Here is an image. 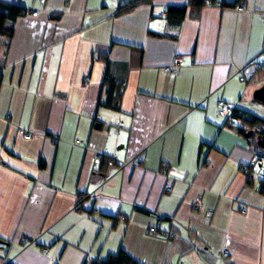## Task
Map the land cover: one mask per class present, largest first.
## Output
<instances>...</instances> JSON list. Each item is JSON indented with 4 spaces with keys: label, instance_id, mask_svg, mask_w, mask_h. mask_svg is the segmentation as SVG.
Listing matches in <instances>:
<instances>
[{
    "label": "crops",
    "instance_id": "obj_1",
    "mask_svg": "<svg viewBox=\"0 0 264 264\" xmlns=\"http://www.w3.org/2000/svg\"><path fill=\"white\" fill-rule=\"evenodd\" d=\"M0 1L24 12L0 36V264L120 250L137 264H264V159L216 114L222 101L264 118L249 105L262 86L243 77L252 63L264 76V0H213L197 17L187 0L120 14V0ZM169 7L187 9L177 26Z\"/></svg>",
    "mask_w": 264,
    "mask_h": 264
},
{
    "label": "trees",
    "instance_id": "obj_2",
    "mask_svg": "<svg viewBox=\"0 0 264 264\" xmlns=\"http://www.w3.org/2000/svg\"><path fill=\"white\" fill-rule=\"evenodd\" d=\"M151 1L152 0H126V4L122 5L120 0L118 13L120 14L130 11L137 5L149 3ZM205 1L206 0H187L188 6L190 8L189 9L190 16L197 17L200 9L204 6ZM208 1L210 3L214 2L213 0H208ZM224 6H230V5L225 4ZM186 13H187L186 7H169L166 10L165 18L169 24L177 26L182 22ZM22 15H24V12L19 6L7 4L0 1V36L5 37L6 39H10L13 34L14 23L16 19L18 17H21ZM3 67H4V62L1 59L0 77L3 71ZM104 84H107V90H106L107 99L105 105L113 108L115 107V104L117 103L119 98V93L117 90L118 87H116L114 83L111 81L105 80ZM232 119L238 122V125L242 127L240 128L239 126H237V131L240 134H243L244 136H247V134H249L248 140L251 143V146L264 159V142L261 141V145L257 146L255 144V137H254L258 131H261L264 128V118H259L254 115L242 113L234 109ZM90 264H137V262L134 261L125 252L120 250L116 254L108 255L102 261H92Z\"/></svg>",
    "mask_w": 264,
    "mask_h": 264
},
{
    "label": "built area",
    "instance_id": "obj_3",
    "mask_svg": "<svg viewBox=\"0 0 264 264\" xmlns=\"http://www.w3.org/2000/svg\"><path fill=\"white\" fill-rule=\"evenodd\" d=\"M46 0H38V2L40 4H44ZM121 4L122 5H125L126 4V0H121ZM211 3L206 0L205 1V5H210ZM31 15L34 17V16H37V11H32L31 12ZM176 65V64H175ZM175 65L174 66H171V67H167V68H164V73L166 74H172L174 72V68H175ZM256 68V64L255 63H252L250 64V66H248L247 69L244 70L243 72V77L244 79H248L249 76L254 72ZM246 73H250L247 76H245ZM234 106L232 105H229V104H226L222 101H219L217 104H216V114L220 117V118H223L227 121H229L230 124L234 125L235 121L232 119V115H233V112H234ZM26 139L29 138V136H25ZM78 143V142H76ZM98 160H101V157H98ZM109 165H111V163H109ZM242 172H244L246 175H251V172H252V165H248V166H242L241 168ZM165 192L166 193H169L171 191V187L169 184L165 185ZM192 208L197 211V210H200L202 208L201 206V199L200 198H196L193 203H192ZM208 215L211 214V212H207ZM148 233L149 234H152V235H155V234H162L164 235L166 238H171L172 237V234L170 232H161L158 227H150L148 229ZM224 256L226 255L225 253H222Z\"/></svg>",
    "mask_w": 264,
    "mask_h": 264
},
{
    "label": "rangeland",
    "instance_id": "obj_4",
    "mask_svg": "<svg viewBox=\"0 0 264 264\" xmlns=\"http://www.w3.org/2000/svg\"><path fill=\"white\" fill-rule=\"evenodd\" d=\"M250 73H246L245 74V76H247L248 77V75H249ZM258 75V73L256 72V71H254L250 76L252 77V78H254V80H252L251 82H252V84L254 85V86H256V87H261V86H263L264 85V76H259V77H261L260 79H258L259 77L257 76ZM249 76V78H251ZM257 77V78H256ZM251 78V79H252ZM253 86V87H254ZM249 105H251V106H253L254 108H256L257 110H259L260 112H263L264 113V106L263 105H261V104H258V103H256V102H250L249 103ZM264 128L261 130V131H258L256 134H255V144L258 146V145H261V141H263L264 142ZM262 134V135H261Z\"/></svg>",
    "mask_w": 264,
    "mask_h": 264
},
{
    "label": "water",
    "instance_id": "obj_5",
    "mask_svg": "<svg viewBox=\"0 0 264 264\" xmlns=\"http://www.w3.org/2000/svg\"><path fill=\"white\" fill-rule=\"evenodd\" d=\"M253 99L264 106V86L254 91ZM247 136H249V134H247Z\"/></svg>",
    "mask_w": 264,
    "mask_h": 264
}]
</instances>
